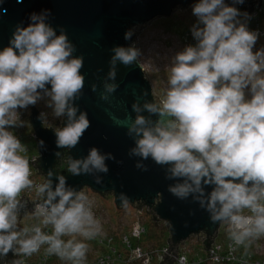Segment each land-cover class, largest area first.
Instances as JSON below:
<instances>
[{
	"label": "clouds",
	"instance_id": "9594fccd",
	"mask_svg": "<svg viewBox=\"0 0 264 264\" xmlns=\"http://www.w3.org/2000/svg\"><path fill=\"white\" fill-rule=\"evenodd\" d=\"M192 14L199 25L192 28L197 44L175 56L168 76L170 87L159 104L144 105L157 120L153 123L137 115L127 125L128 134L136 136L131 153L169 165L171 177H185V183L169 189L177 196L184 197L189 191L203 196L202 182L214 185L208 198L211 219L227 220L230 238L240 245L249 237L264 235V75H259L264 72V49L253 52L258 33L240 23L241 13L224 0H199ZM46 15L47 10L31 13V23L18 24L9 46L0 50V254L13 251L31 256L47 244V254L81 264L88 245L77 242L75 236L93 239L98 222L86 205L85 193L66 189L63 176L54 191L50 182L36 186L37 196L47 193V198L36 205L34 216L42 218L43 225H52V235L44 234L39 226L13 230L18 223V196L33 186L29 161L20 154L25 148L7 130L17 125L16 110L35 105L43 91L54 115L68 118L67 125L55 132L56 145L61 148L75 147L89 127L86 114L77 118V108L70 103L84 86L82 59L70 58L73 45L63 30L56 35L45 23ZM131 35L129 30L125 39ZM113 51L112 65L117 61L131 65L139 55L135 47ZM109 76L114 78L115 72ZM105 87L111 92L116 86ZM245 89L250 99L245 98ZM133 109L140 111L136 104ZM104 160L92 148L86 159L71 161L68 171L74 175L93 168L107 172ZM200 203L203 206L204 200ZM244 209L253 215H241ZM62 236L72 238L65 242ZM181 261L186 264V257Z\"/></svg>",
	"mask_w": 264,
	"mask_h": 264
},
{
	"label": "water",
	"instance_id": "95a60500",
	"mask_svg": "<svg viewBox=\"0 0 264 264\" xmlns=\"http://www.w3.org/2000/svg\"><path fill=\"white\" fill-rule=\"evenodd\" d=\"M197 1L0 0V50L9 46L18 24L26 27L31 23V13L41 14L47 10L45 23L55 30L56 35H60L63 30L74 47L70 58L82 59L80 74L84 77V86L70 103L77 108V118L81 113L86 114L89 127L75 147H57L56 131L45 128L40 113L30 105L29 122L38 150V157L32 164L44 177L45 184L50 182L53 191L59 183V177L63 176L66 189L79 193L87 188L100 196H112L119 210L125 206V200L126 205L140 204L146 207L152 216L167 224L170 248L164 253L163 264L175 261L179 244L199 234H204L210 242L221 225L228 221L213 222L211 219L208 198L214 185H204L202 182L203 196L199 191H189L184 197L177 196L169 189L185 183V177H171L169 165H158L151 157L144 159L131 153L136 147V136L134 133L128 134L127 125L134 122L137 115L154 123L157 115L150 114L144 105L159 104V99L153 93L148 75L139 63V55L136 61L127 66L120 61L112 65L111 59L116 47L138 49L136 36L142 27L158 19L171 18L177 10H186ZM260 1L243 0V3H236L235 0H224L231 7L253 5ZM129 30L132 35L125 39V33ZM111 71L115 72L114 78L109 76ZM106 85L116 87L109 92ZM46 87L50 90L51 85ZM43 96L45 93L40 91V98ZM134 104L140 108L139 112L133 109ZM67 123L65 114L59 128L65 127ZM92 148L105 157L107 172L93 168L90 172L82 171L74 175L67 169L55 168L60 156H65L69 167L71 161L86 159ZM97 180L100 183H96ZM187 183L195 189L191 180H187ZM201 199L204 200L203 206ZM45 200L20 203L16 212L28 210ZM58 200L59 197L53 203ZM7 258V262L13 264V251H9Z\"/></svg>",
	"mask_w": 264,
	"mask_h": 264
},
{
	"label": "rangeland",
	"instance_id": "374dc122",
	"mask_svg": "<svg viewBox=\"0 0 264 264\" xmlns=\"http://www.w3.org/2000/svg\"><path fill=\"white\" fill-rule=\"evenodd\" d=\"M198 2L199 1L196 3ZM194 4L188 6L186 10L174 12L171 18L158 19L150 22L142 27L137 33L136 42L139 50V61L148 75V80L151 83L153 93L159 100L162 99L166 90L170 87L168 76L169 70L174 63V58L178 53L183 52L181 45L178 42V37L180 36V33L182 34L186 29L190 30L192 24L197 23V17L192 14V6ZM257 22L259 23V29L264 33V16L258 17ZM247 28L250 31L251 25L247 26ZM261 49H264V36H261L260 34L253 47V52ZM259 75H264V72H261ZM245 98L250 99V92L247 89H245ZM49 102L50 98L45 95L39 98L36 104L32 106L38 110L40 114H44V116L41 117L43 126L47 129L51 128L53 131H56L60 127L62 116L56 117L54 115L53 108L48 106ZM30 109L31 106L29 105L27 108H18L16 110L17 114H23V119L19 122V126H14L16 127L14 131L17 130V132L21 134L22 144L26 146L27 150L22 155L27 159H29L32 154L38 155L36 141L33 138H29V135L32 132L29 122ZM29 167L30 170L35 171L30 163ZM41 180L42 177L37 176L35 178V181L37 182ZM81 191H83L88 197L86 205L90 207L92 213L97 218L98 229L101 230L104 236H113V245L124 256L122 262H117L115 264H142L139 259L136 261L127 260L130 254L120 244L123 236L131 234L132 227L135 223L144 224L149 233V236L145 235L140 240H131L132 244L142 248L144 253L159 250L162 243L166 245L169 239L167 229L160 223H154L151 214H137L130 205H125L123 209L119 210L115 207L112 196L107 195L101 197L87 188H83ZM23 193L24 192L22 191V194ZM243 214H248L250 216L253 215L249 209H244L241 212V215ZM17 218L18 223L13 229L15 231H21L24 227L29 228L31 222L35 220L32 215H24L23 217L17 215ZM37 219L38 220L35 221H38L39 226L42 228L43 224L41 223V219ZM225 224L226 223L222 224L219 229L217 237V242L219 243H225L230 239V234L224 229V226H226ZM49 228L50 234L52 235V225H49ZM32 234L33 233L29 232V235ZM71 238L72 237L69 236L61 237L65 242ZM93 239L85 240L79 235L75 236L77 242H83L88 245L85 255V258L87 259L94 258L97 254L105 252L103 247L94 245V243L91 242ZM249 240H251V242H249ZM197 249L198 246L196 245L191 247V251L194 255H196ZM245 249L252 250L256 256L264 258V235L259 237H249L244 243V248H240L238 251L242 252L245 251ZM194 255L190 254L188 259L193 258ZM58 260L60 261L59 257ZM150 264H157V260L153 258Z\"/></svg>",
	"mask_w": 264,
	"mask_h": 264
},
{
	"label": "built area",
	"instance_id": "2783aa9c",
	"mask_svg": "<svg viewBox=\"0 0 264 264\" xmlns=\"http://www.w3.org/2000/svg\"><path fill=\"white\" fill-rule=\"evenodd\" d=\"M241 15L238 17V20L240 23L245 24L246 27L251 25L250 31L258 33V36L261 34V36H264L263 31L259 29V23L257 22L258 17L264 16V0L253 4V5H245V6H238L235 7ZM177 10L176 12H179ZM246 14V15H245ZM199 26L197 23L192 24L190 27V30L184 31V33L180 34L178 37V42L181 45L182 51L188 46H195L197 44V41L192 35V28L193 26ZM140 63V61H139ZM141 64V63H140ZM143 68V67H142ZM144 70V68H143ZM145 72V71H144ZM160 102V100H159ZM41 117L44 116V114H40ZM23 119V114H17V125L19 126V122ZM16 127H10L7 130L11 131L17 139L20 140L22 144V136L17 132V130L14 131ZM22 131V130H21ZM29 138H33V132L30 133ZM22 146L26 149V146L22 144ZM24 151V152H25ZM23 152V153H24ZM23 153H20L21 155ZM38 155L32 154L31 157L28 159L30 165L33 166L35 171L31 170L30 179L33 181V186L30 189H24L18 196V200L20 203L24 204H30V203H38L42 202L46 199V193L42 196H37L36 194V186L45 184L44 177L40 174L38 169L34 167L32 164V161H35ZM39 176L42 177L41 181H35V178ZM36 205L34 204L31 206L28 210L17 212V215H20V217L32 215L34 216V212L36 210ZM137 214H143V213H149V210L144 206H138L133 205L131 206ZM93 214V213H92ZM244 216H250L248 214H243ZM152 216V214H151ZM93 217L97 221V218L93 214ZM35 220H38L34 216ZM154 219V223H160L167 229V224L164 222H161L158 220L157 217L152 216ZM42 220V218H40ZM32 221L29 228H33L36 226H39V222ZM51 225V224H49ZM49 225L41 228L42 232L46 235H51L49 231ZM224 226V229L226 232L229 233V222H227ZM40 227V226H39ZM220 229V228H219ZM219 229L217 235H215L210 242L207 241V238L204 234L194 235L187 239L182 244H179L176 248V258L175 261H172V264H185L184 261H181V257H186V264H264V258L258 257L255 255V253L252 250L245 249V251L239 252L238 250L240 248H244V244L237 245L234 240L231 238L226 241L225 243H219L217 242V237L219 234ZM230 234V233H229ZM146 235V228L144 224L135 223L132 227V231L130 235H125L123 238H121V246L124 247L125 250L129 252V257L127 260L130 261H136L139 259L142 264H150L153 258L157 260V264H163L165 262V256L164 253L166 252L165 249H169V243L167 242L166 245L161 246L159 250L152 251V252H145L142 250V248L133 245L131 240H140L143 236ZM104 236L100 229L97 231V235L94 237L92 243L94 245H99L104 248L105 252L97 254L94 256V258L87 259L84 258L83 261H81V264H115L117 262H122L124 259V256L118 251V249L113 245V236ZM251 242V240H249ZM198 246L197 253L194 255L191 251V247ZM15 248L18 247V245H14ZM48 245L43 244V247L41 245L40 250L36 253H33L31 256L26 255H20L15 254L13 252V261L19 260L22 261V264H73V261L67 260V259H60L58 260V256L55 254L49 255L46 253ZM194 255L193 258L188 259L189 255Z\"/></svg>",
	"mask_w": 264,
	"mask_h": 264
},
{
	"label": "trees",
	"instance_id": "16d2710c",
	"mask_svg": "<svg viewBox=\"0 0 264 264\" xmlns=\"http://www.w3.org/2000/svg\"><path fill=\"white\" fill-rule=\"evenodd\" d=\"M175 30V29H174ZM187 30V29H186ZM185 30V31H186ZM178 33H180V32H178ZM182 33H184V31L182 32ZM181 34V33H180ZM62 168V169H67V171H68V164H67V159L65 158V156L64 155H62V156H60L59 157V159H57V163H56V165H55V168ZM103 196H105V194L104 195H102L101 197H103ZM138 206H141L140 204H138ZM146 235H148L149 236V233L147 232V230H146ZM168 242V241H167ZM164 245V243H162V246Z\"/></svg>",
	"mask_w": 264,
	"mask_h": 264
},
{
	"label": "flooded vegetation",
	"instance_id": "af4514ba",
	"mask_svg": "<svg viewBox=\"0 0 264 264\" xmlns=\"http://www.w3.org/2000/svg\"><path fill=\"white\" fill-rule=\"evenodd\" d=\"M6 259H8L7 255H1L0 264H9Z\"/></svg>",
	"mask_w": 264,
	"mask_h": 264
}]
</instances>
